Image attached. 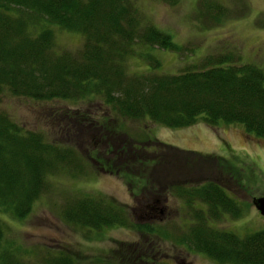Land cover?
<instances>
[{
	"label": "trees",
	"instance_id": "1",
	"mask_svg": "<svg viewBox=\"0 0 264 264\" xmlns=\"http://www.w3.org/2000/svg\"><path fill=\"white\" fill-rule=\"evenodd\" d=\"M138 13L131 0H0V94L8 92L35 101L97 97L119 119L144 118L169 128L189 126L198 119L209 127L239 124L244 134L264 142L263 71L256 64L231 62L232 56L224 53L203 57L199 68L160 72L154 52L162 49L176 53L181 47L170 34L142 21ZM52 27L78 33L82 42L74 50L54 49ZM131 58L144 67L130 70L127 64ZM74 113L66 116L61 112L62 117L76 120ZM98 116L99 120H109L101 113ZM79 120L84 126L90 123L82 114ZM99 120L89 128L99 131V124H105ZM62 131L76 134L75 138L81 134L78 128L75 132ZM144 136L146 140L139 144L127 139L111 151L124 159L140 156L145 147L154 154L158 148L160 158L165 150L169 154L177 150L183 154H179L180 160L187 162L179 166L188 170H202L208 159L218 163L225 159L212 153L179 150ZM86 138L90 139L88 135ZM124 152L127 155L121 156ZM168 153L161 159L174 160L167 163L169 168L177 161ZM77 159L73 148L48 141L41 131L24 128L0 111V214L23 219L45 189L47 176L63 169L75 171ZM114 159L99 163L98 169L130 184L128 173L110 166ZM167 187L191 210L187 228L176 237L179 243L219 264H264V227L238 237L233 231L208 225L221 214L235 218L241 211L220 183L209 179ZM194 203L199 206L193 208ZM63 205L61 219L71 225L97 230L131 224L125 213L101 197L85 194ZM5 230L0 221V264H72L65 254H44V262H25L3 239Z\"/></svg>",
	"mask_w": 264,
	"mask_h": 264
},
{
	"label": "rangeland",
	"instance_id": "2",
	"mask_svg": "<svg viewBox=\"0 0 264 264\" xmlns=\"http://www.w3.org/2000/svg\"><path fill=\"white\" fill-rule=\"evenodd\" d=\"M131 2L137 7L142 21L170 34L172 41L181 47L176 53L162 49L154 52L161 66L160 72L175 73L192 66L199 68L203 57L223 56L225 53L232 56L231 62L256 64L264 73V0ZM211 15L218 18L210 19ZM52 29L56 42L54 49L74 50L82 42L78 33L57 27ZM127 67L136 71L144 66L131 58ZM102 104L97 97L35 101L8 92L0 94V111L9 115L10 120L24 128L41 131L48 141L52 139L69 146L78 155L79 166L75 171L63 169L47 176L45 189L33 201L31 210L23 219L0 214V221L4 222L6 229L3 239L12 244L25 262H44V254H65L72 264H142L144 261H147L144 264H174L171 258L188 264H219L177 241L176 237L185 231L191 220V210L184 205L182 197L172 194L167 184L215 180L228 196L237 201L241 211L235 218L221 214L218 219H211L208 225L233 231L238 237L264 227L263 214L260 215L251 204L253 198L264 196V142L260 139L252 142L255 138L250 140L242 134L239 124L218 123L208 127L211 133L205 131L207 127L200 119L196 122L205 126L203 129L190 125V128H169L144 118L119 119ZM70 111L75 112L76 120L62 117L61 112L67 116ZM100 113L109 120H99ZM81 114L90 122L87 126L80 123ZM52 115L56 116L52 118ZM97 120L105 124L99 122L101 130L94 131L89 125H94ZM76 128L81 132L78 138H75L76 134L62 131L75 132ZM218 133L220 142L216 139ZM144 134L179 150L212 153L225 159L219 163L208 159L205 166H201L202 170L191 166L188 170V167L182 168V164L179 166V163L187 162L180 160L179 154H183L177 150L176 153L169 154L167 150L160 153L161 158L168 153L177 161L169 168L167 163L174 160H162L157 155L158 148H155L158 153L154 154L145 147V153L140 156L128 154L124 159L111 151L124 145L127 139L135 144L145 141ZM87 135L90 139L86 138ZM125 155L126 152L121 156ZM110 157L116 158L110 164L112 169L128 173L130 184H125L116 174L98 169L99 163H110ZM136 178L142 184L138 185ZM85 194L112 203L128 216L131 224L94 230L62 221L60 210L63 204ZM150 199L154 209L141 212L144 210L141 207L151 202ZM196 206L199 203L192 204L193 208ZM140 254L143 259L138 258ZM95 260L97 263H93Z\"/></svg>",
	"mask_w": 264,
	"mask_h": 264
},
{
	"label": "water",
	"instance_id": "3",
	"mask_svg": "<svg viewBox=\"0 0 264 264\" xmlns=\"http://www.w3.org/2000/svg\"><path fill=\"white\" fill-rule=\"evenodd\" d=\"M251 204L252 206L255 207V209L257 210V212L264 216V196H260V197H255L251 200Z\"/></svg>",
	"mask_w": 264,
	"mask_h": 264
},
{
	"label": "flooded vegetation",
	"instance_id": "4",
	"mask_svg": "<svg viewBox=\"0 0 264 264\" xmlns=\"http://www.w3.org/2000/svg\"><path fill=\"white\" fill-rule=\"evenodd\" d=\"M151 200V202H146V204L143 206V207H141V208H144V210L143 209H141L142 211L141 212H143V213H148V210H153L154 208H153V200L152 199H150ZM155 203V202H154ZM145 211H147V212H145ZM140 256H141V254L138 256V258H140ZM151 257V256H150ZM138 258H135V260L136 259H138ZM144 258V257H143ZM143 258H140V259H143ZM139 259V260H140ZM150 259V258H149ZM172 260V262H174V264H185L186 262H184V261H182L181 259H177V260H173L172 258L170 259V261ZM147 261H144L142 264H144V263H146ZM186 264H188V263H186Z\"/></svg>",
	"mask_w": 264,
	"mask_h": 264
},
{
	"label": "crops",
	"instance_id": "5",
	"mask_svg": "<svg viewBox=\"0 0 264 264\" xmlns=\"http://www.w3.org/2000/svg\"><path fill=\"white\" fill-rule=\"evenodd\" d=\"M190 126H198L199 128H201V129H203V128H205V126H203L202 124H200V123H198V122H194L192 125H190ZM190 126H187L188 128H190ZM206 127H207V129L205 130L206 132H208V133H211L209 130H211V129H209L210 127L209 126H207L206 125ZM209 127V128H208ZM215 130H217V128L215 129ZM215 132V131H214ZM242 134H244L243 132H242ZM215 135H216V132H215ZM219 133L217 134V137H216V139H218V141L220 140L219 139ZM221 135H224L222 132H221ZM220 135V136H221ZM248 137H249V139L251 140L252 138H253V136H251V135H249V134H246ZM255 138V137H254ZM215 139V138H214ZM257 141V139L255 138V139H253L252 140V142H256ZM220 142V141H219ZM212 146V145H211ZM221 146H222V144H221Z\"/></svg>",
	"mask_w": 264,
	"mask_h": 264
}]
</instances>
